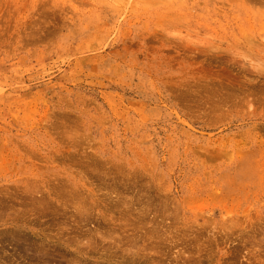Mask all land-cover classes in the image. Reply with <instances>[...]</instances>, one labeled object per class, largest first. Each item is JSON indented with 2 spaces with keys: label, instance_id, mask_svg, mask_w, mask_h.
<instances>
[{
  "label": "rangeland",
  "instance_id": "1",
  "mask_svg": "<svg viewBox=\"0 0 264 264\" xmlns=\"http://www.w3.org/2000/svg\"><path fill=\"white\" fill-rule=\"evenodd\" d=\"M14 263L264 264V0H0Z\"/></svg>",
  "mask_w": 264,
  "mask_h": 264
},
{
  "label": "bare ground",
  "instance_id": "2",
  "mask_svg": "<svg viewBox=\"0 0 264 264\" xmlns=\"http://www.w3.org/2000/svg\"><path fill=\"white\" fill-rule=\"evenodd\" d=\"M35 211H36V210H35ZM15 232H16V231H15ZM14 234H15V233H14ZM16 234H17V232H16ZM13 237H15V236H13ZM18 239H19V238H18ZM14 240H15V239H14ZM19 241H20V240H19ZM13 242H14V241H12V243H13ZM15 242H16V240H15ZM15 242H14V243H15ZM14 243H13V244H14ZM28 243H29V241H28ZM20 244H21V243H20ZM31 244H32V243H31ZM33 244H34V243H33ZM24 245H25V244H24ZM27 245H29V244H27ZM35 246H36V245H35ZM70 246H71V245H70ZM28 247H29V246H28ZM17 248H18V247H17ZM21 248H23V247H21ZM29 248H30V247H29ZM36 248H37V247H36ZM42 248H43V246H42ZM26 249H27V248H26ZM31 249H32V248H31ZM37 249H38V248H37ZM37 249H36V250H37ZM43 249H44V248H43ZM32 250H35V249H32ZM38 250H39V249H38ZM36 253H37V252H36ZM36 253H35V254H36ZM39 253H40V252H39ZM48 253H49V252H48ZM37 254H38V253H37ZM32 255H33V254H32ZM38 255L40 256L41 253L38 254ZM36 256H37V255H36ZM42 256H44V255H42ZM21 257H22V256H21ZM40 257H41V256H40ZM40 257H39V261H41V258H40ZM51 257H53V255H52ZM19 258H20V257H19ZM27 258H29V257H27ZM27 258H26V259H27ZM26 259H25V261H26ZM30 259H32V258H30ZM34 259H35V258H34ZM42 259H43V257H42ZM52 259H53V260H54V259L56 260V258H54V257H53ZM45 260H46V259H45ZM45 260H44V261H45ZM50 260H51V259H50ZM32 261H34V260H32ZM35 261H37V259H36ZM11 262H12V261H11ZM30 262H31V260H30ZM39 263H40V262H39ZM60 263H61V262H60ZM14 264H15V263H14ZM16 264H17V263H16ZM47 264H48V263H47Z\"/></svg>",
  "mask_w": 264,
  "mask_h": 264
}]
</instances>
